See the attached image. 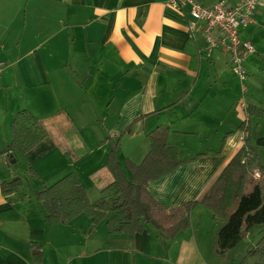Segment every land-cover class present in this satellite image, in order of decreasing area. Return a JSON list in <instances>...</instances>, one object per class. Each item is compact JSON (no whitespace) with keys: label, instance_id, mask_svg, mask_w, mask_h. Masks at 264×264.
<instances>
[{"label":"crops","instance_id":"crops-1","mask_svg":"<svg viewBox=\"0 0 264 264\" xmlns=\"http://www.w3.org/2000/svg\"><path fill=\"white\" fill-rule=\"evenodd\" d=\"M191 22L189 7L178 11L166 0H0V264H31L32 242L42 245L45 264H211L216 228L208 235V224L216 222L202 207L188 231L167 240L152 226L112 236L86 216L47 223L41 202L27 205L71 173L97 201L113 182L111 141L121 139L126 173V161L140 164L158 129L182 161H193L151 182L152 197L175 209L204 195L244 146L248 108L264 110V7L240 32L256 53L244 58L247 86L237 91L225 83L231 55L218 48L206 57ZM23 110L48 137L25 156L36 190L5 198L1 185L14 180L5 150Z\"/></svg>","mask_w":264,"mask_h":264},{"label":"trees","instance_id":"trees-1","mask_svg":"<svg viewBox=\"0 0 264 264\" xmlns=\"http://www.w3.org/2000/svg\"><path fill=\"white\" fill-rule=\"evenodd\" d=\"M255 118L264 120V110L250 106L246 120L239 127L247 135L244 146L199 200L175 209H167L149 192L151 182L168 176L182 165L193 161H182L178 150L162 136V129H158L148 135L151 150L144 160L140 164L126 161L131 180L127 178L118 160L121 139L111 141L112 149L108 155L107 168L113 176V182L101 191L97 201H90L85 187L75 173L38 192L37 197L43 204L45 221L64 225L80 216H86L94 225L105 222L112 236L133 237L143 233L146 226H152L165 239L175 240L181 233L189 230L193 212L202 207L212 213L214 220L222 223L215 235L213 252L226 260L234 249L249 238L254 228L264 226V165L259 163L257 155L258 148L264 149V137L258 138L256 146H252L251 123ZM11 132L12 141L5 150L9 157V166L13 159L17 160V153L26 156L48 137L46 129L28 110L15 115ZM128 133H131V128ZM225 142L226 139L223 143ZM256 164L261 168L262 179L247 191L250 172ZM30 171L33 176L38 177L33 167H30ZM22 185L23 181L19 178L4 182L1 185L2 195L5 198L12 196ZM30 249L31 264H45L42 245L32 242ZM247 257L255 264H264V236L248 251Z\"/></svg>","mask_w":264,"mask_h":264},{"label":"built area","instance_id":"built-area-1","mask_svg":"<svg viewBox=\"0 0 264 264\" xmlns=\"http://www.w3.org/2000/svg\"><path fill=\"white\" fill-rule=\"evenodd\" d=\"M166 4L178 11L189 7L192 19L189 32L192 36H203L206 57L210 58L215 49L221 48L231 55L234 74L241 82L247 81L244 58L256 53V49L250 42L241 40L240 32L255 23V14L264 7V0H241L235 6L220 1L211 7H204L196 0H166ZM3 66L0 63V79ZM246 137L245 134L244 140Z\"/></svg>","mask_w":264,"mask_h":264},{"label":"rangeland","instance_id":"rangeland-1","mask_svg":"<svg viewBox=\"0 0 264 264\" xmlns=\"http://www.w3.org/2000/svg\"><path fill=\"white\" fill-rule=\"evenodd\" d=\"M2 64L6 65L5 63H2ZM229 74H230V76L228 77V80L225 81V83L227 84V86L230 85L234 91H237L238 86H239L238 83L240 84L241 87L247 86L246 82H244V83L241 82L240 79L238 78V76L234 74L233 69L230 68ZM1 88H3V87H1ZM251 128H252L251 144L253 147H255L257 139L260 137H264V120H259L256 118L253 119L252 123H251ZM109 142H110V140H109ZM17 155L19 158L17 163L11 164V166L8 167L6 171L8 174H11L12 176H14L13 177L14 179L15 178L22 179L23 185L19 189V190H21V192H23L24 194H25V192L30 193L32 190H36V188H37V186L34 185V183H36V182L33 180V178H32L33 176H32V173L30 171L31 165L27 162V158L25 156H23L22 154H19V153ZM257 155H258L259 163L261 165H264V149L259 148ZM11 163H12V161H11ZM126 175H127L129 180L132 179L131 175L128 171L126 172ZM8 178H11V177H8ZM261 179H262L261 168H260L259 164H256L250 172L247 191L251 190L253 185L256 182L260 181ZM38 202L40 203L41 201L39 200V198L37 197V194H36L34 199L31 200V203H28L27 205L29 207H31V205L32 206H38ZM41 204H42V202H41ZM205 211H207V213L211 214L210 211H208L206 209H205ZM204 220H205V217H203V219L201 220L202 224L204 223ZM214 221L216 222V225H214L213 222H212V226H211V224H208V235H210L211 229L213 226H214V228H216V231H214V232L217 233L218 229L222 225V223L220 221H216V220H214ZM250 236H251L250 238L245 239L241 245H239L236 249H234V251H232L228 255L226 260H222L219 256L215 255L214 260L211 262V264H255V262L252 259L247 257V254H248V251L251 248H253L259 242V240L264 236V226H258L256 228H254L251 231Z\"/></svg>","mask_w":264,"mask_h":264},{"label":"water","instance_id":"water-1","mask_svg":"<svg viewBox=\"0 0 264 264\" xmlns=\"http://www.w3.org/2000/svg\"><path fill=\"white\" fill-rule=\"evenodd\" d=\"M17 162V160L13 159L12 160V164H15Z\"/></svg>","mask_w":264,"mask_h":264}]
</instances>
